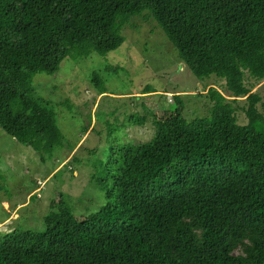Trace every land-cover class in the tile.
<instances>
[{"label":"trees","instance_id":"trees-1","mask_svg":"<svg viewBox=\"0 0 264 264\" xmlns=\"http://www.w3.org/2000/svg\"><path fill=\"white\" fill-rule=\"evenodd\" d=\"M137 17L229 95L212 87L207 116L155 118L148 142L112 145L92 175L100 210L80 219L61 195L43 226L0 234V264H264V0H0V127L41 161L64 148L35 77L118 50Z\"/></svg>","mask_w":264,"mask_h":264},{"label":"rangeland","instance_id":"rangeland-1","mask_svg":"<svg viewBox=\"0 0 264 264\" xmlns=\"http://www.w3.org/2000/svg\"><path fill=\"white\" fill-rule=\"evenodd\" d=\"M124 35L126 42L116 51L70 56L56 74L35 77L36 95L56 112L64 148L41 161L0 127V234L43 226L61 195L80 219L96 213L106 199L92 181L94 165L107 158L112 145L148 142L155 118L207 116L212 103L206 95L212 87L229 95L222 79L200 81L192 74L155 20L137 17ZM95 73L104 82L102 88ZM147 87L154 92L146 93ZM256 91L264 98V81ZM176 98L182 101L179 113ZM238 114L240 124H247L242 105ZM135 116L142 124L133 122Z\"/></svg>","mask_w":264,"mask_h":264}]
</instances>
